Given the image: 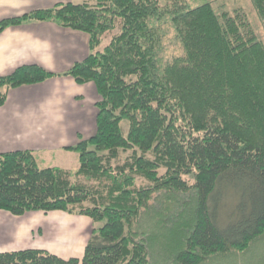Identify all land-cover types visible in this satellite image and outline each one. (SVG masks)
Segmentation results:
<instances>
[{
    "label": "trees",
    "instance_id": "trees-1",
    "mask_svg": "<svg viewBox=\"0 0 264 264\" xmlns=\"http://www.w3.org/2000/svg\"><path fill=\"white\" fill-rule=\"evenodd\" d=\"M217 1L88 0L0 21V33L39 21L87 34L90 53L63 75L99 94L96 132L70 148L75 170L0 153V211L89 218L83 257L26 250L0 264H151L141 221L165 224L161 191L174 193L170 264H203L263 234L264 42L243 10ZM250 1L264 27V0ZM52 77L35 65L0 77V107L8 89ZM227 192L236 203L223 222Z\"/></svg>",
    "mask_w": 264,
    "mask_h": 264
},
{
    "label": "crops",
    "instance_id": "crops-1",
    "mask_svg": "<svg viewBox=\"0 0 264 264\" xmlns=\"http://www.w3.org/2000/svg\"><path fill=\"white\" fill-rule=\"evenodd\" d=\"M72 2L0 0V21ZM89 53L87 34L52 22L27 21L0 33V77L29 65L55 75L41 84L7 90L0 107V153L32 151L40 164L70 170L64 165L76 156L70 148L96 132L99 94L94 84L80 85L63 74ZM59 156L62 164H50ZM93 228L89 218L61 211L12 216L1 210L0 254L41 250L64 260L81 259Z\"/></svg>",
    "mask_w": 264,
    "mask_h": 264
},
{
    "label": "rangeland",
    "instance_id": "rangeland-1",
    "mask_svg": "<svg viewBox=\"0 0 264 264\" xmlns=\"http://www.w3.org/2000/svg\"><path fill=\"white\" fill-rule=\"evenodd\" d=\"M74 3H83L88 0H73ZM217 5L223 4L225 9L230 11L232 9H241L245 12L246 16H248L252 27L256 30L258 37L264 42V27L255 12L254 6L251 4L250 0H219L216 2ZM215 4V5H216ZM171 37L167 38V46L166 49L169 50L165 57H169V55L176 54L177 47L174 43H171ZM106 41L102 43L101 49L105 47ZM176 49V50H175ZM165 53V52H164ZM124 131L126 132V122H122ZM74 157H69L65 161V166H69L70 170H75L77 168V159ZM50 164L58 165L62 164L63 158L61 156L52 159ZM40 164V162H39ZM41 168L49 167L46 164H40ZM57 167V166H56ZM172 194H168L166 191H161L159 194L156 195V199L153 202V209L156 207L158 209L163 208L162 211L165 212V220L164 225L161 227L156 224L155 221L149 220L147 216L141 221L142 224L145 226L142 229L145 231L146 234L149 235L150 241H147L146 245L148 247L149 255H150V263L151 264H170L173 259V255L176 254L174 251L176 238H173V233L171 231V227L173 225V220L169 221L168 212L172 210L174 206V202L171 200ZM170 198V201L168 200ZM185 198V197H184ZM226 199L224 200V210L222 212V221L226 222L228 219V215L232 211V206L236 203L234 196L230 192L226 193ZM178 199V198H177ZM182 198L179 196V200ZM157 201L161 203L158 204ZM173 202V203H172ZM165 207V209H164ZM168 210V212H167ZM170 213V212H169ZM177 219V218H176ZM179 219V218H178ZM175 220V219H174ZM164 226V227H163ZM148 230H146V229ZM147 231V232H146ZM172 264V263H171ZM203 264H264V232L261 236L252 240V243L248 244L243 250H231L230 253L221 254L218 256H214L208 259Z\"/></svg>",
    "mask_w": 264,
    "mask_h": 264
}]
</instances>
